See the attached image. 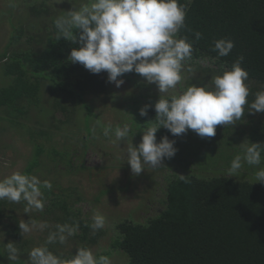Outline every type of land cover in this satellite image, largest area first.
<instances>
[{"label":"trees","instance_id":"16d2710c","mask_svg":"<svg viewBox=\"0 0 264 264\" xmlns=\"http://www.w3.org/2000/svg\"><path fill=\"white\" fill-rule=\"evenodd\" d=\"M155 1L159 20L174 30H162L154 54L169 62L176 53L173 58L188 62L190 76L181 97L136 107L129 132L143 149L169 144L159 167L163 208L145 221L120 220L111 246L127 254L128 264H264V0ZM90 10L85 4L53 14L44 2L35 4L26 11L32 16L28 28L13 23L0 51V123L20 126L35 146L23 172L0 184L3 190L20 184L29 197L17 204L0 194V229L12 238L3 247L13 264H45L51 255L53 264L75 263L105 232L84 217L78 204L85 198L77 188L55 184L59 192L54 183L33 179L46 153L73 166L67 148L48 150L43 140L70 124L79 106L92 133L95 115L84 95L109 93L113 70L127 71L111 69L106 60L119 43L113 12ZM37 17H50L51 25ZM206 59L210 64L203 65ZM46 107L45 121L40 113ZM32 108L39 112L36 127L22 122ZM39 190L38 211L31 214L47 227L34 250L15 210L32 205V192ZM69 239L78 248L66 254L61 249ZM109 253H98L96 264H106Z\"/></svg>","mask_w":264,"mask_h":264},{"label":"rangeland","instance_id":"374dc122","mask_svg":"<svg viewBox=\"0 0 264 264\" xmlns=\"http://www.w3.org/2000/svg\"><path fill=\"white\" fill-rule=\"evenodd\" d=\"M41 2L48 5L53 14L68 9L81 10V6L86 4L91 12L109 11L116 17L115 29L120 33L118 48L115 54L107 55L106 60L111 69L121 67L127 71L120 74L113 70L115 73L110 75L107 86L109 93L84 95L95 115L90 125L92 133L84 123L86 110L79 106L72 113L70 124L62 130H52L50 140L42 139L48 150L52 147L59 150L67 148L71 153L73 166H68L65 160L59 158L58 161H53L46 153L42 157L43 164L34 172L33 179L37 184L52 182L57 191L59 190L55 184L77 188L85 198L78 204L84 217L95 230L102 228L105 231L99 242L72 264H96L98 253L106 251L110 252L105 259L106 264H128L127 254L111 246L112 240L119 235L116 224L125 218L145 221L160 213L164 197V169L159 167L165 164V152L169 149L167 142H161L151 149H143L139 136L129 132L135 129L131 119L136 115V107H143L168 95L181 97L190 76L188 62L181 61L179 55L173 58L176 53L171 54L173 57L169 62L159 60L154 54V46L162 30H174V25H167L159 20L155 0H0V51L10 40L12 24L19 23L22 26L21 23H26L28 28L32 22L29 18L32 16L26 11ZM34 19L36 22L42 20L47 25H51L52 21L50 17ZM202 64L210 62L206 59ZM47 109L48 107L43 114L40 113L45 121L50 116L46 113ZM38 117L39 112L32 108L30 120L22 119V122L36 127ZM4 121L0 123V184L21 174L34 157L35 149L34 142L23 128L13 127L9 121ZM239 168L240 173L252 175L249 169ZM106 189L108 192L101 195V191ZM2 190L0 189V194L4 192L6 198L9 197L17 204L22 199L29 201L27 192L20 184L7 186ZM32 195V205H27L26 209H16L15 212L23 226V239L33 238L31 246L36 250L46 236L47 224L44 219L35 221L31 214L32 210L38 211L41 191H34ZM11 241L12 238L0 229V264H13L9 262V256L5 257L7 250L3 247L9 246L8 242ZM47 244L49 248L52 246L50 237ZM77 248L78 245L69 239L61 251L68 254ZM34 250L30 252L35 253ZM19 255L15 251L13 259L19 258ZM52 259L51 255L45 264H53ZM55 264L64 262L61 260Z\"/></svg>","mask_w":264,"mask_h":264}]
</instances>
